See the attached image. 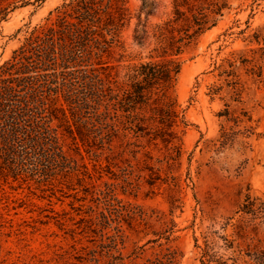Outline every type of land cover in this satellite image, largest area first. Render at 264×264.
<instances>
[{
    "label": "rangeland",
    "instance_id": "374dc122",
    "mask_svg": "<svg viewBox=\"0 0 264 264\" xmlns=\"http://www.w3.org/2000/svg\"><path fill=\"white\" fill-rule=\"evenodd\" d=\"M66 1L0 0V65ZM125 1L119 75L158 55L154 28L175 18L173 0ZM218 1L216 25L174 57L175 134L93 133L71 144L75 163L0 169V264H255L264 215L242 209L264 208V0Z\"/></svg>",
    "mask_w": 264,
    "mask_h": 264
},
{
    "label": "trees",
    "instance_id": "16d2710c",
    "mask_svg": "<svg viewBox=\"0 0 264 264\" xmlns=\"http://www.w3.org/2000/svg\"><path fill=\"white\" fill-rule=\"evenodd\" d=\"M173 5L175 18L153 31L158 55L124 67L122 75L108 59L131 18L125 0H68L53 20L34 27L0 65V169L46 174L75 163L71 144L92 143L93 133L108 139L119 130L141 132L156 124L175 134L174 127L185 125L171 96L180 70L174 57L215 26L226 5ZM246 201L243 213L264 215V208ZM256 255L255 264H264V253Z\"/></svg>",
    "mask_w": 264,
    "mask_h": 264
}]
</instances>
